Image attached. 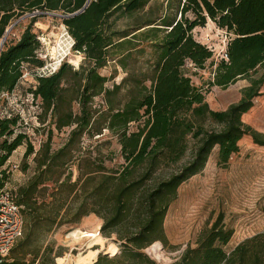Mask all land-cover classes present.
Returning a JSON list of instances; mask_svg holds the SVG:
<instances>
[{
    "label": "trees",
    "instance_id": "obj_1",
    "mask_svg": "<svg viewBox=\"0 0 264 264\" xmlns=\"http://www.w3.org/2000/svg\"><path fill=\"white\" fill-rule=\"evenodd\" d=\"M86 1L0 0V40L24 14L69 15ZM152 1L91 0L81 13L61 18L84 60L78 68L64 62L50 74L33 75L36 84L29 92L40 100L39 119L47 123L38 150L25 133L15 132L19 114L0 116V168L23 144L24 170L34 154L32 175L15 193L9 191L22 208L27 246L42 227L48 232L93 214L102 220L101 234L116 235L120 244L118 253H100L93 264H159L143 250L156 241L167 245L164 220L179 186L204 169L214 148L218 166L228 164L246 137L264 148V133L243 119L264 96V0H167L161 7ZM35 21L30 18L18 40L5 42L0 51L1 95L15 90L25 64L45 65ZM208 21L231 35L226 59L213 60L212 50L194 37ZM109 61L125 72L110 86L99 72ZM208 61L212 74L205 88L196 86L185 67L204 70ZM241 79L248 85L236 101L210 108L206 95L213 87L228 89ZM65 128V142L54 149L53 129ZM106 132L119 144L121 162L113 166L107 165L114 159L110 141L101 139ZM232 233L220 214L169 264H264V231L226 251ZM33 247H22L2 264H25L27 254L41 250Z\"/></svg>",
    "mask_w": 264,
    "mask_h": 264
},
{
    "label": "rangeland",
    "instance_id": "obj_2",
    "mask_svg": "<svg viewBox=\"0 0 264 264\" xmlns=\"http://www.w3.org/2000/svg\"><path fill=\"white\" fill-rule=\"evenodd\" d=\"M166 1L153 0L151 4L161 7L166 5ZM34 16L36 21L33 24V31L40 41L38 56L44 64L53 70L60 66V61L64 58L61 64L66 62L73 68H78L84 56L73 49L70 50L71 39L68 37L70 35L59 14L33 12L14 19L7 29L11 32L6 42H16L30 18ZM119 24L122 25V22ZM194 37L209 47L213 52V60L218 61L231 35L208 21L204 27L195 29ZM75 59L78 60L77 65L72 62ZM210 62L206 63L204 70L194 69L187 63L185 71L196 86L205 88L212 74ZM23 69L24 75L15 90L9 94H0V116L8 112L12 115L19 114L20 122L15 132L25 133L34 149L38 150L46 139L47 123L40 121L39 115L42 111L40 100L34 99L29 89L36 84L33 75L39 72V68L25 64ZM99 72L108 78V86L114 82L119 83L125 77L124 70L115 61H109L106 66L99 69ZM247 85L248 81L241 79L228 89L213 87L206 95V101L213 110L223 109L236 101L240 89ZM262 91L264 93V87ZM95 103L96 105L101 103L100 97L95 99ZM243 119L254 129L264 133V96L254 100V107ZM135 126L136 124L131 128ZM67 133V128L61 131L53 129L54 149L65 142ZM101 139L110 141L109 149L114 152V159L108 161L107 165L120 163L117 138L106 132ZM2 140L0 138V145ZM85 142L89 143L88 140ZM239 146V152L230 158L226 166L217 165V148H214L204 169L179 186L177 197L169 206L164 220L167 245L163 246L161 242L156 241L152 245H158L157 250L154 251L152 245L143 250L151 259L159 264L174 262L188 245L192 247L195 245L201 231L210 227L220 214L222 223L233 231L228 244L224 247L226 251L231 250L240 241L264 231V148L254 145L248 137L242 139ZM25 150V144L16 148L0 168V179L4 178L3 171L6 176L3 189L15 193L32 175L34 154L26 159L29 166L24 170ZM72 171L75 178L74 165ZM101 224L100 218L90 214L77 224L53 227L48 232L42 227L37 230L34 242L28 246L26 240L22 239L23 232L16 242L22 243L17 245L15 252L9 251L7 257L18 254L22 247L27 251H35L33 246L36 244L41 250L37 256L27 254L25 264H48L52 258L54 264H93L100 253L112 256L120 251L116 235L113 234L111 237L102 235ZM72 232H76L77 236L74 237Z\"/></svg>",
    "mask_w": 264,
    "mask_h": 264
},
{
    "label": "built area",
    "instance_id": "obj_3",
    "mask_svg": "<svg viewBox=\"0 0 264 264\" xmlns=\"http://www.w3.org/2000/svg\"><path fill=\"white\" fill-rule=\"evenodd\" d=\"M71 39L70 50L73 49L74 41ZM222 58L226 59L225 51L222 54ZM64 59V58H63ZM61 59V62L63 61ZM59 64V65H60ZM58 68V67H57ZM56 68V69H57ZM56 69L44 65L39 68V74H50ZM21 206L17 205L12 195L8 190H0V264H2L7 257L9 251L13 248L17 240L23 234L24 222L21 213Z\"/></svg>",
    "mask_w": 264,
    "mask_h": 264
},
{
    "label": "bare ground",
    "instance_id": "obj_4",
    "mask_svg": "<svg viewBox=\"0 0 264 264\" xmlns=\"http://www.w3.org/2000/svg\"><path fill=\"white\" fill-rule=\"evenodd\" d=\"M10 32H11V30H7L6 32H5V34L3 35V37L1 38V40H0V51H1V49L3 48V46H4V44H5V42H6V40L8 39V36L10 35ZM53 49H55V47H53ZM56 53V52H55ZM77 61L78 60H72V62L74 63V64H76L77 65ZM74 237H76L77 236V233L76 232H72L71 233ZM67 236H68V234H67ZM158 244V243H157ZM153 246V250L155 251V250H157L158 249V245H152ZM152 250V251H153ZM154 257V256H153Z\"/></svg>",
    "mask_w": 264,
    "mask_h": 264
},
{
    "label": "water",
    "instance_id": "obj_5",
    "mask_svg": "<svg viewBox=\"0 0 264 264\" xmlns=\"http://www.w3.org/2000/svg\"><path fill=\"white\" fill-rule=\"evenodd\" d=\"M90 1L91 0H87L86 3L84 4V6L80 10H78V11L72 13V14H69V15H62L60 17L61 18H67V17L74 16V15H77V14L81 13L89 5Z\"/></svg>",
    "mask_w": 264,
    "mask_h": 264
},
{
    "label": "crops",
    "instance_id": "obj_6",
    "mask_svg": "<svg viewBox=\"0 0 264 264\" xmlns=\"http://www.w3.org/2000/svg\"><path fill=\"white\" fill-rule=\"evenodd\" d=\"M213 23V22H212ZM195 31V30H194Z\"/></svg>",
    "mask_w": 264,
    "mask_h": 264
}]
</instances>
